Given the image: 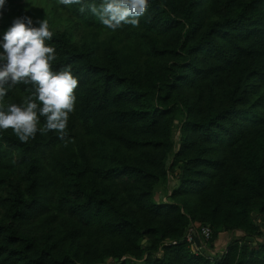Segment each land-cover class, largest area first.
I'll use <instances>...</instances> for the list:
<instances>
[{"label": "trees", "instance_id": "1", "mask_svg": "<svg viewBox=\"0 0 264 264\" xmlns=\"http://www.w3.org/2000/svg\"><path fill=\"white\" fill-rule=\"evenodd\" d=\"M149 3L115 32L62 5L88 33L46 41L79 79L70 142L0 132V264H264V0Z\"/></svg>", "mask_w": 264, "mask_h": 264}, {"label": "clouds", "instance_id": "2", "mask_svg": "<svg viewBox=\"0 0 264 264\" xmlns=\"http://www.w3.org/2000/svg\"><path fill=\"white\" fill-rule=\"evenodd\" d=\"M25 4L28 0H24ZM8 0H0V19L3 18ZM63 6L80 5L79 11L90 12L100 24L115 32L125 25L138 28L149 7V0H58ZM27 7L25 13H27ZM47 12L33 18L17 16L0 37V132L12 130L21 143L36 138L37 133L47 135L54 131L58 138L70 141L68 125L76 109V89L79 79L71 66L53 71L56 50L46 43L52 40ZM30 85L20 103L4 104L10 89ZM43 117V124H41Z\"/></svg>", "mask_w": 264, "mask_h": 264}, {"label": "rangeland", "instance_id": "3", "mask_svg": "<svg viewBox=\"0 0 264 264\" xmlns=\"http://www.w3.org/2000/svg\"><path fill=\"white\" fill-rule=\"evenodd\" d=\"M26 7L28 11L27 13H25ZM45 12H47L51 29L66 31L75 42H81L88 38V33L84 30L81 21H79L69 10L60 5L58 0H28L27 4H25L24 0H8L3 18L0 19V34H3V32L9 27V23L12 22L14 17L27 14L33 18H42L45 15ZM178 139L179 119H176L171 131L173 147L167 155L168 163L172 161V154L177 147ZM177 171L178 169L176 166L169 169L166 177H163L155 184L153 189L154 199L158 200L160 198H165L169 190L177 184V178H174L173 176V173ZM252 214H255V211H253ZM231 235V233H227V240L231 238ZM219 249L221 250L220 247ZM215 250L213 249V252H215Z\"/></svg>", "mask_w": 264, "mask_h": 264}, {"label": "built area", "instance_id": "4", "mask_svg": "<svg viewBox=\"0 0 264 264\" xmlns=\"http://www.w3.org/2000/svg\"><path fill=\"white\" fill-rule=\"evenodd\" d=\"M211 232V227L208 224L200 225L199 229L189 226L185 237L188 241H193L197 235L200 240L198 247L202 248L205 245V241L211 236Z\"/></svg>", "mask_w": 264, "mask_h": 264}, {"label": "water", "instance_id": "5", "mask_svg": "<svg viewBox=\"0 0 264 264\" xmlns=\"http://www.w3.org/2000/svg\"><path fill=\"white\" fill-rule=\"evenodd\" d=\"M249 238L252 239V237H249ZM195 240H196V243L199 244V241H200V240H199V238H198L197 235L195 236ZM143 241H144V239H143Z\"/></svg>", "mask_w": 264, "mask_h": 264}]
</instances>
